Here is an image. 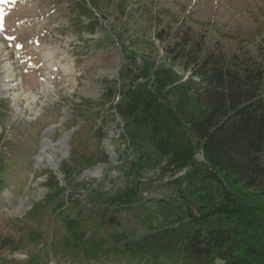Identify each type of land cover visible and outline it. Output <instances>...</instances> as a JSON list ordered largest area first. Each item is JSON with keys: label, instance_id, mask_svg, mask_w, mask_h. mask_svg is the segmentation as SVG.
<instances>
[{"label": "rangeland", "instance_id": "374dc122", "mask_svg": "<svg viewBox=\"0 0 264 264\" xmlns=\"http://www.w3.org/2000/svg\"><path fill=\"white\" fill-rule=\"evenodd\" d=\"M166 44L264 67V0H0V264H182L148 244L219 206L221 186L198 152L167 169L152 125L123 122L130 97L110 93L157 91L160 65L187 83L158 103L192 110L201 83Z\"/></svg>", "mask_w": 264, "mask_h": 264}, {"label": "trees", "instance_id": "16d2710c", "mask_svg": "<svg viewBox=\"0 0 264 264\" xmlns=\"http://www.w3.org/2000/svg\"><path fill=\"white\" fill-rule=\"evenodd\" d=\"M164 50L166 62L183 58L191 63L192 76L201 83L192 110L178 117L167 104L158 103L163 90L187 83L171 69L165 76L158 65L155 92L140 91L134 82L118 88L112 83L110 93L130 97L125 104L116 103V114L123 122L152 125L154 149L169 170L189 167L200 153L202 160L194 163L220 184L223 202L199 205L187 222L154 233L149 249L176 252L182 264H264V67L211 51L198 56L168 44ZM141 92L153 95L152 100H138Z\"/></svg>", "mask_w": 264, "mask_h": 264}, {"label": "bare ground", "instance_id": "6f19581e", "mask_svg": "<svg viewBox=\"0 0 264 264\" xmlns=\"http://www.w3.org/2000/svg\"><path fill=\"white\" fill-rule=\"evenodd\" d=\"M71 64V63H70ZM49 66V68H51V65H48ZM63 70H65V67L63 68ZM48 74H49V72H47ZM47 146H49V144H48V142L46 141V142H44L43 144H42V148L43 149H45Z\"/></svg>", "mask_w": 264, "mask_h": 264}]
</instances>
